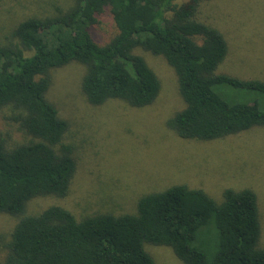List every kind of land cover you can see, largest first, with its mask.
<instances>
[{
	"label": "trees",
	"instance_id": "1",
	"mask_svg": "<svg viewBox=\"0 0 264 264\" xmlns=\"http://www.w3.org/2000/svg\"><path fill=\"white\" fill-rule=\"evenodd\" d=\"M209 1L74 0L52 17L22 20L0 43V109L11 106L12 120L28 136L13 148L0 138V214L19 218L0 264H156L147 244L171 248L184 264H264L259 204L250 188L225 189L218 203L202 189L177 184L144 194L135 214L77 219L60 206L26 214L33 199L66 197L76 173L73 148L63 143L69 124L46 98L51 70L69 63L86 67L82 91L90 104L122 100L143 108L161 83L134 53L142 48L165 58L177 75L186 106L167 124L180 138L212 141L264 127V80L219 71L228 42L199 18ZM107 9L117 34L99 45L92 28ZM209 221L210 259L204 243L195 245Z\"/></svg>",
	"mask_w": 264,
	"mask_h": 264
},
{
	"label": "rangeland",
	"instance_id": "2",
	"mask_svg": "<svg viewBox=\"0 0 264 264\" xmlns=\"http://www.w3.org/2000/svg\"><path fill=\"white\" fill-rule=\"evenodd\" d=\"M73 2L0 0V43L22 20L52 17ZM199 18L227 39L228 55L219 68L221 73L264 80V0H211L202 3ZM116 34L107 9L93 26L92 35L99 45H106ZM134 53L146 60L161 83L155 101L143 108L122 100L90 104L82 91L86 67L78 62L51 70L46 98L69 124L63 143L73 148L76 173L66 197L33 199L26 214H38L50 206L63 207L77 219L96 213L135 214L144 194L177 184L202 189L218 203L225 189L250 188L259 204L258 248L264 249V127L212 141L180 138L167 124L186 106L174 69L162 56L142 48ZM239 99L235 96L234 100ZM16 113L11 106L0 109V138L9 148L28 140L12 120ZM18 221V217L0 214L1 262ZM202 234L195 245L204 243V253L210 259L215 251L211 221ZM144 248L156 264H184L169 247L147 244Z\"/></svg>",
	"mask_w": 264,
	"mask_h": 264
}]
</instances>
